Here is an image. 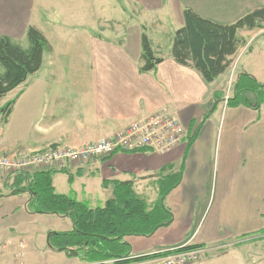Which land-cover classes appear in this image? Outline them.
Returning a JSON list of instances; mask_svg holds the SVG:
<instances>
[{"label": "crops", "instance_id": "obj_1", "mask_svg": "<svg viewBox=\"0 0 264 264\" xmlns=\"http://www.w3.org/2000/svg\"><path fill=\"white\" fill-rule=\"evenodd\" d=\"M259 9L264 0H0V38L25 41L36 27L51 47L41 70L0 102L20 94L10 115L0 116V153L80 147L114 138L155 113L174 115L186 132L174 151L117 152L54 170L56 193L96 209L114 197L104 183L132 182L153 208L158 182L182 172L165 199L172 223L148 237H126L132 257L189 244L208 250L197 264H264V106H228L230 70L208 83L172 56L185 10L230 26ZM143 35L162 60L151 72L142 71ZM236 39L227 57L237 66L233 95L243 74L264 85V27L241 28ZM66 50L81 57L71 59ZM19 179L0 170V264L78 261L50 248L54 231L19 230L45 221L65 223L60 232L74 228L68 216L30 211L31 196L18 191Z\"/></svg>", "mask_w": 264, "mask_h": 264}, {"label": "trees", "instance_id": "obj_2", "mask_svg": "<svg viewBox=\"0 0 264 264\" xmlns=\"http://www.w3.org/2000/svg\"><path fill=\"white\" fill-rule=\"evenodd\" d=\"M184 18L185 25L175 33L173 39L172 56L179 64L195 68L208 83L214 82L228 70L230 60L227 57L238 46L237 31L264 27V9L249 13L230 26L204 19L192 10H185ZM27 39L30 47L24 49L7 36L0 38V102L38 73L43 67L45 54L51 51L47 38L36 27L29 28ZM142 50L145 62L142 71L151 72L162 60L155 59L146 35L142 37ZM247 94H253L255 99L251 100ZM19 97L20 94L7 102L0 109V116L8 117ZM227 104L230 107L245 105L262 108L264 85L257 83L250 75H241L235 84L234 95ZM213 112L214 109L204 117L203 122ZM54 173L51 170L37 172L31 177L19 175L18 184L23 187L18 191L30 194V211L68 216L72 220L73 230L51 233L49 246L68 258H78L86 264L132 263L131 248L124 239L129 236L148 237L172 223L173 215L166 207L165 199L183 177L180 172L158 182L160 199L153 208L135 193L132 182L104 183L106 188L113 187L114 197L103 207L92 209L74 196L57 194L53 187Z\"/></svg>", "mask_w": 264, "mask_h": 264}, {"label": "built area", "instance_id": "obj_3", "mask_svg": "<svg viewBox=\"0 0 264 264\" xmlns=\"http://www.w3.org/2000/svg\"><path fill=\"white\" fill-rule=\"evenodd\" d=\"M230 98L227 95L226 101ZM185 137L180 120L174 115L160 112L130 125L114 138L80 147L50 146L28 154L0 153V170L30 177L42 171L81 167L96 159L109 158L117 152L153 151L167 154L179 147ZM207 252V249L185 244L162 252L135 256L130 264H197Z\"/></svg>", "mask_w": 264, "mask_h": 264}, {"label": "rangeland", "instance_id": "obj_4", "mask_svg": "<svg viewBox=\"0 0 264 264\" xmlns=\"http://www.w3.org/2000/svg\"><path fill=\"white\" fill-rule=\"evenodd\" d=\"M112 3H114V2L112 1ZM127 21L130 22V18L129 19L127 18ZM237 41L239 43L240 42V39H237ZM15 43L18 44V45H20L24 49H28L30 47V43H29V41H28L27 38L25 39V41L22 40V41L15 42ZM66 51L68 52L69 58H71V59H76V58H80L81 57L80 51H71V50H66ZM232 62L233 61L230 60V65H229V68H228V70H230L231 80L233 79V75L235 76L236 71H237V66L235 64L234 65H231ZM69 71H70V69H69ZM231 80L227 84V90H228L227 95H229L230 97L233 96V89H234V82H233V80L232 81ZM253 99H254V97H253ZM2 105H3V103L0 105V107ZM65 226H66L65 223H63V224H58V223L57 224H54V223H52L51 224L48 221H45L44 223H41L40 222V223H37L36 225H31V227L29 228V230H27L28 229L27 227L24 228L23 226L22 227H19V230L22 233H26V234L27 233H31V232L44 233V232H46L48 230H51V231H54V232H60V230L61 231L66 230L65 229ZM223 249H225V248H222V250ZM72 264H86V263L84 261H82L81 259H78V261L72 262ZM106 264H114V262H107Z\"/></svg>", "mask_w": 264, "mask_h": 264}]
</instances>
